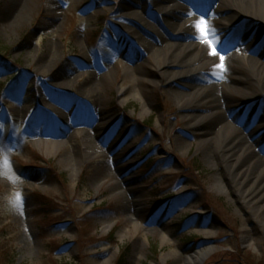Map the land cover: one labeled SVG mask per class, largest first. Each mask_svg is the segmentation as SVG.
I'll use <instances>...</instances> for the list:
<instances>
[{"label":"rangeland","instance_id":"1","mask_svg":"<svg viewBox=\"0 0 264 264\" xmlns=\"http://www.w3.org/2000/svg\"><path fill=\"white\" fill-rule=\"evenodd\" d=\"M18 2L0 0V264H190L213 247L197 264H264V210L205 157L218 137L208 99L168 91L166 68L118 13L124 0ZM178 2L183 21L211 13L222 25L232 12ZM252 46L235 48L246 58ZM216 65L201 72L237 75L221 87L264 160V94L242 68Z\"/></svg>","mask_w":264,"mask_h":264},{"label":"bare ground","instance_id":"2","mask_svg":"<svg viewBox=\"0 0 264 264\" xmlns=\"http://www.w3.org/2000/svg\"><path fill=\"white\" fill-rule=\"evenodd\" d=\"M19 1L13 4L17 12L20 11L22 3V0ZM190 1L194 5L191 6L193 10L202 11L207 6L206 0ZM215 1L218 6L232 9V12L229 10L224 17V26L219 30L215 29L219 41L224 36L229 37V40L234 43H238V41L242 43L247 39L253 44L250 48L254 47V50L257 51L256 56L245 58V55L241 54L234 45H221L218 50L224 55V64L232 70L236 67L245 70L251 82L258 85V91L264 94V64L261 63V57L264 58V26H262L264 20H257L264 19V0ZM158 4L160 11L153 12V6ZM189 10L181 7L178 0H124L118 13L136 24V26L129 25L127 29H132L131 33L134 36L141 34L139 39L142 37L146 48L155 55L156 62H161L166 68L169 92L177 93L183 99L187 92L202 90L201 92L205 94L204 98L209 102L206 119L211 117L218 122L216 134L218 135L217 139L219 138V141L216 139L215 147L212 150L205 151V157L214 164L224 165L228 173L227 180L237 184L240 194L245 197L246 201L255 206L257 210L262 211L264 210V160L258 153L260 145L252 134L246 131L248 127L240 123V118L236 116L232 103L225 97L223 89V87L234 85L236 83L234 77L237 75L228 70L222 75L223 78L213 80L201 72V70L205 71L208 65L212 66L220 61L218 56L210 55V47L197 38L194 22L200 18L182 20L186 16L184 13L188 14ZM203 17L211 25L212 14H203ZM247 18L251 19V23H244L249 21ZM153 20L162 25L169 38L160 34ZM237 21L240 22L239 25L236 23ZM231 24L234 25L232 28ZM144 33H148L152 39L143 38ZM173 67L176 69H171ZM109 75L111 79V72ZM149 81L156 83L155 79H149ZM243 87L245 91L248 90L246 86ZM120 93L127 94L126 88L121 87ZM145 105L147 104L145 103ZM185 117L196 118L197 116L188 111ZM237 118L239 122L236 121ZM197 120L191 122L192 128L202 134L201 138H208L210 135L204 127V122ZM230 131L236 135H228ZM211 249L215 248L200 249L194 252L189 258L190 264L201 262Z\"/></svg>","mask_w":264,"mask_h":264},{"label":"snow or ice","instance_id":"3","mask_svg":"<svg viewBox=\"0 0 264 264\" xmlns=\"http://www.w3.org/2000/svg\"><path fill=\"white\" fill-rule=\"evenodd\" d=\"M194 27L197 30V38L200 42L207 44L210 47V55L218 56L219 63L215 66L219 71H223L225 69L224 65V55L218 50L220 47V41L218 34L215 32V29L208 23L207 20L203 16L200 17L199 20L194 22ZM220 78H223L222 76ZM0 165L4 167H10V162L7 158H4L0 161ZM16 202L19 204L21 202L20 194L16 196Z\"/></svg>","mask_w":264,"mask_h":264},{"label":"trees","instance_id":"4","mask_svg":"<svg viewBox=\"0 0 264 264\" xmlns=\"http://www.w3.org/2000/svg\"><path fill=\"white\" fill-rule=\"evenodd\" d=\"M0 61L2 62V64H5V62H4L3 59H0ZM5 61H6V64L5 65H8L9 66L8 61L7 60H5ZM0 92H2V88L0 89Z\"/></svg>","mask_w":264,"mask_h":264}]
</instances>
